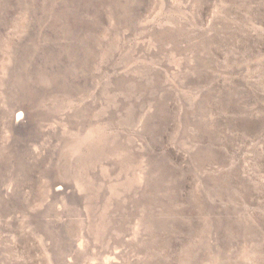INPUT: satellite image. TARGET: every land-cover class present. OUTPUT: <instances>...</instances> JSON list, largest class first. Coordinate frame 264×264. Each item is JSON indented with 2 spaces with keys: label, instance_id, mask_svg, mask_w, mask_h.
I'll return each mask as SVG.
<instances>
[{
  "label": "rangeland",
  "instance_id": "1",
  "mask_svg": "<svg viewBox=\"0 0 264 264\" xmlns=\"http://www.w3.org/2000/svg\"><path fill=\"white\" fill-rule=\"evenodd\" d=\"M0 264H264V0H0Z\"/></svg>",
  "mask_w": 264,
  "mask_h": 264
},
{
  "label": "bare ground",
  "instance_id": "2",
  "mask_svg": "<svg viewBox=\"0 0 264 264\" xmlns=\"http://www.w3.org/2000/svg\"><path fill=\"white\" fill-rule=\"evenodd\" d=\"M23 112V111H22ZM22 112L19 109H16L15 111V117L13 119V123L16 126H21L23 124V119H22ZM58 189V188H57ZM59 190V189H58Z\"/></svg>",
  "mask_w": 264,
  "mask_h": 264
}]
</instances>
